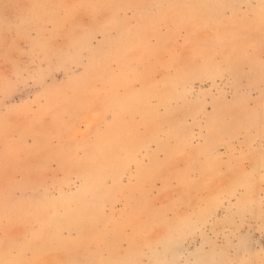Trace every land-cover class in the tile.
Instances as JSON below:
<instances>
[{
	"label": "rangeland",
	"instance_id": "rangeland-1",
	"mask_svg": "<svg viewBox=\"0 0 264 264\" xmlns=\"http://www.w3.org/2000/svg\"><path fill=\"white\" fill-rule=\"evenodd\" d=\"M261 3L0 0V260L258 262Z\"/></svg>",
	"mask_w": 264,
	"mask_h": 264
},
{
	"label": "snow or ice",
	"instance_id": "snow-or-ice-1",
	"mask_svg": "<svg viewBox=\"0 0 264 264\" xmlns=\"http://www.w3.org/2000/svg\"><path fill=\"white\" fill-rule=\"evenodd\" d=\"M75 7H100V6H85V5H77ZM261 18L264 20V0L261 3ZM7 80V77H6ZM248 107L251 109L252 104L249 102ZM261 115L262 122H264V104L261 106ZM259 167L261 171L262 177H264V135L261 137V151H260V159H259ZM251 173H245L243 177L244 183L249 182V178L251 177ZM11 225L6 226V233L10 230ZM261 233L264 234V215L261 216L260 223ZM39 237H37L38 239ZM4 245L8 250L15 253L16 258L14 259H6L0 260V264H45L44 261L33 259L29 256V250L32 249V245L27 241L21 242L15 237H9L6 235L4 240ZM242 246L247 248V242H243ZM128 251V250H124ZM52 264H146V262L140 261L133 256L126 255L118 259L114 260H103V261H91V260H57L52 262ZM152 264V262H150ZM154 264H174V262H161L156 261ZM189 264H264V251L261 252V259L257 262L255 260H232V259H200L196 261H190Z\"/></svg>",
	"mask_w": 264,
	"mask_h": 264
}]
</instances>
